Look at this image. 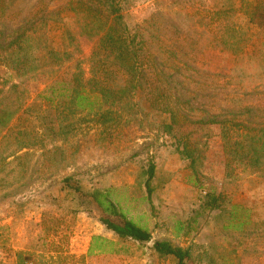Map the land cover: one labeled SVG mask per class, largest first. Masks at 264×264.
<instances>
[{"label":"rangeland","instance_id":"obj_1","mask_svg":"<svg viewBox=\"0 0 264 264\" xmlns=\"http://www.w3.org/2000/svg\"><path fill=\"white\" fill-rule=\"evenodd\" d=\"M3 1L0 35L6 42L24 31L29 48L40 57L47 49L69 48L60 10L69 0ZM216 10L225 12L222 17L236 32L216 31L207 15ZM123 14L132 32L137 24L153 18L144 33L148 43L143 56L151 52L167 67L179 64L178 71L167 69V80L175 88L192 92V116L201 108H217V112L229 108L237 114L245 106L248 111L242 117L264 121V0H125ZM235 36L240 40L237 48L221 42ZM92 43L81 42L79 51L60 64L41 59L28 75L18 76L0 65V77L6 80L0 106L15 112L11 121L19 123L23 109L39 101L54 82L70 78L77 68L87 72ZM146 70L148 85L159 89L165 108L172 107L174 90L154 79L150 68ZM133 100L137 114L111 128L104 140H97L89 114L70 115L76 127L59 144L71 158L59 171L42 165L39 146L15 158L8 157L10 149L0 143V264H16V251L41 241L43 213L64 219L70 253L84 254L92 235L115 240L117 253L94 254L84 264H176L172 257L154 251L152 244L157 240L189 247L190 258L184 264H264V172L234 168L226 174L220 126L186 123L181 131L202 148L203 155L192 171L174 151L173 138L162 130L167 112L153 108L143 90ZM27 121L36 125L33 118ZM148 159L155 164L150 199L144 185ZM66 176L79 182L85 192L109 189L127 216L150 231L151 240L140 244L119 240L93 210L66 214L71 204L63 187ZM206 191L219 194L221 204L201 213L199 199ZM233 204L240 206L232 216Z\"/></svg>","mask_w":264,"mask_h":264},{"label":"trees","instance_id":"obj_2","mask_svg":"<svg viewBox=\"0 0 264 264\" xmlns=\"http://www.w3.org/2000/svg\"><path fill=\"white\" fill-rule=\"evenodd\" d=\"M260 4H256L257 9ZM124 7L125 0H69L60 10L68 28L70 46L65 50L47 49L42 57L29 48L30 40L24 31L7 42L0 35V65L18 76L35 71L41 59L50 64L68 61L79 51L81 42H93L88 71L77 68L70 78L48 86L39 96V101L23 109V115L17 119L19 123L11 121L15 112L0 106V143L10 149L8 157L22 158L39 146L42 165L52 171L66 168L71 157L59 142L65 141L76 127L70 115L77 111L89 114L92 125L96 127L97 140H104L111 128L137 114L133 99L137 91L143 90L153 108L167 112L168 120L161 123L162 130L173 138L174 151L188 161L192 171H196L203 155L202 148L190 139L188 133L181 131L186 123L220 126L226 174L234 168L251 173L264 172V121L250 122L242 117L248 111L245 106L239 108L237 114L229 108H221L219 112L217 108L213 111L201 108L199 114L192 116L189 113L195 108L191 103L192 92L175 88L167 80V69L178 71L179 64L167 67L151 52H146L145 58L143 56L148 43L144 33L154 23L153 18L137 24L132 32L124 19ZM3 8L4 1L0 0V12ZM223 14V10L207 13L208 18L214 20L216 31L236 32L235 28L229 27L230 21L223 18ZM222 39L221 42L229 48L239 47L240 40L236 36L230 41ZM246 39L244 37L242 41ZM147 68L151 69L154 79L174 90L172 107L165 108L159 89L148 85ZM5 82L0 77V94ZM28 117L35 119V126L30 125ZM21 151L23 153L19 154ZM145 171L146 197L150 199L153 191L150 182L155 174V164L151 159L147 160ZM63 182L65 195L71 201L66 214L73 216L82 210H93L101 224L119 240L127 239L139 244L151 240L150 231L127 216L113 200L109 189L92 188L85 192L70 176L64 177ZM220 204L219 194L206 191L199 199V210L201 213L214 211ZM238 206L232 205L230 215H234ZM63 223V218L43 213L40 224L44 235L39 238L41 241L33 247L16 251V264H84L91 255L118 252L115 240L96 234L90 237L84 254L70 253L65 246L67 234ZM152 247L159 256L172 257L176 264H184L190 258L189 247L174 245L168 240L154 241Z\"/></svg>","mask_w":264,"mask_h":264}]
</instances>
